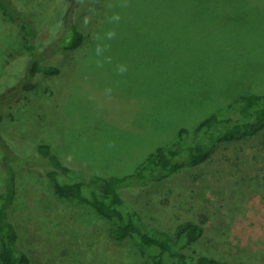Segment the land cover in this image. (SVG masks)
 I'll use <instances>...</instances> for the list:
<instances>
[{"label": "rangeland", "instance_id": "rangeland-1", "mask_svg": "<svg viewBox=\"0 0 264 264\" xmlns=\"http://www.w3.org/2000/svg\"><path fill=\"white\" fill-rule=\"evenodd\" d=\"M23 1L53 24V0ZM79 21L83 42L63 52L59 72L2 109L6 90L30 79L32 60L25 30L0 10V192L12 170L13 219L30 264H146L134 238H114V221L55 191L37 147L49 145L80 180L123 176L180 128L192 132L239 97L264 94V0H96ZM120 192L148 229L199 224L186 255L264 264V129Z\"/></svg>", "mask_w": 264, "mask_h": 264}, {"label": "trees", "instance_id": "trees-1", "mask_svg": "<svg viewBox=\"0 0 264 264\" xmlns=\"http://www.w3.org/2000/svg\"><path fill=\"white\" fill-rule=\"evenodd\" d=\"M95 1L53 0L56 18L52 25H45L47 14L44 18L33 15L23 0H0L2 13L25 30L27 55L32 60L27 68L30 79L6 90L9 98L1 102L2 109L9 102L17 101L19 93L33 89L37 79L59 72L57 61L63 52L81 46L83 35L79 20ZM262 129L264 94L253 93L239 97L223 110L204 118L192 132L180 128L174 141L156 147L131 174L108 177L92 175L89 179L80 180L79 176L71 174L72 169L49 145L39 144L37 152L47 164L46 174L55 191L64 198L89 203L102 217L114 221V238H134L146 264H242L205 255H186L184 249L202 234L199 224L187 222L179 226L174 234L161 228L148 229L138 209L127 206L120 190L133 178H144L153 183L171 176L185 165L197 166L211 156L219 143L239 140ZM190 134L192 136L188 139ZM5 189L0 192V264H30V258L19 248L13 219L15 181L12 170Z\"/></svg>", "mask_w": 264, "mask_h": 264}]
</instances>
